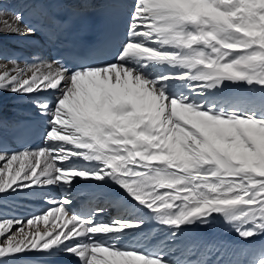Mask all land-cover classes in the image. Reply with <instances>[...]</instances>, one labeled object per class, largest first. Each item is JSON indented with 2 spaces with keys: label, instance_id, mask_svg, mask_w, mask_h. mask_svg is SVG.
<instances>
[{
  "label": "snow or ice",
  "instance_id": "1",
  "mask_svg": "<svg viewBox=\"0 0 264 264\" xmlns=\"http://www.w3.org/2000/svg\"><path fill=\"white\" fill-rule=\"evenodd\" d=\"M5 16L0 31L35 34L21 14ZM8 64L0 92L54 98L35 101L48 117L42 147L0 151V194L111 183L123 214L73 211L65 195L31 217L0 216V264L60 251L80 264H208L169 258L167 239L157 246L144 231L149 220L173 242L217 217L243 240L264 235V0H135L114 62ZM228 84L247 94H226ZM240 252L237 264H264V245Z\"/></svg>",
  "mask_w": 264,
  "mask_h": 264
},
{
  "label": "bare ground",
  "instance_id": "2",
  "mask_svg": "<svg viewBox=\"0 0 264 264\" xmlns=\"http://www.w3.org/2000/svg\"><path fill=\"white\" fill-rule=\"evenodd\" d=\"M83 1L86 2L88 0ZM129 1L134 7L135 0ZM37 2L38 0H0V6L7 13L15 12L20 14ZM3 19H10V16L0 17V21ZM2 27L3 24L0 23V28ZM33 37V35L18 36L0 31V65H7V68L11 69L13 66L5 61L3 55L5 53L10 54L11 51L19 48L24 52L35 54L44 61L51 62L50 53L46 47H37L30 44ZM19 64L23 66V63ZM3 70V68H0V72ZM247 87L245 84H228L224 91L226 94L246 95ZM49 96L54 98V93L49 91L40 93L38 96L36 94L29 96L12 94L7 91L0 92V123L2 119L8 117H12V119L22 118V115L25 114L24 110L40 113L35 101ZM120 192L122 193L117 186L111 183L100 185L99 182L83 181L79 178L74 182V186L70 192L58 185L36 187L16 192L9 191L6 194H0V216L13 217L22 215L23 217H31L37 215L31 211V206L40 203L51 204V201H59L63 196L68 195L73 201L70 206L73 211H75L73 207L85 200L90 201L96 206L107 207L101 217H103V220L108 221L113 216L120 215L121 213V211L113 206V202L118 198ZM101 217L99 218L101 219ZM145 218L147 219V216ZM149 222L151 223V227L156 226L158 228L163 238L170 237L168 236V230L159 225L158 222L155 220H149ZM40 227L43 230L44 226L42 223ZM69 227L71 226L69 225ZM260 245H264V235L257 236L252 240H243L223 222L222 218L217 217L211 226L197 225L185 228L174 242L171 239L169 246L171 248H175L176 246V249H172L174 251H168V253L171 259H176L179 257L180 252H184L191 256L206 255L213 259L234 258L237 261H245L248 257L241 254L240 250ZM193 252H195V255L192 254ZM23 262L24 264H33L34 262L44 264L59 262L80 264L76 256L63 251L56 252L54 255L29 253L23 257Z\"/></svg>",
  "mask_w": 264,
  "mask_h": 264
},
{
  "label": "rangeland",
  "instance_id": "3",
  "mask_svg": "<svg viewBox=\"0 0 264 264\" xmlns=\"http://www.w3.org/2000/svg\"><path fill=\"white\" fill-rule=\"evenodd\" d=\"M2 8H3V7L0 6V9H2ZM103 207H104V206H103ZM106 208H107V207H106ZM106 208H105V209H106ZM36 214H37V213H36ZM122 214H123V213L121 212L120 215H122ZM15 217H23V216H22V215H16ZM61 222H62V221H61Z\"/></svg>",
  "mask_w": 264,
  "mask_h": 264
}]
</instances>
